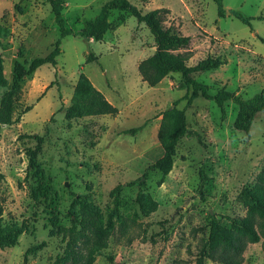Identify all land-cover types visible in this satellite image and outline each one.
<instances>
[{
    "label": "rangeland",
    "instance_id": "rangeland-1",
    "mask_svg": "<svg viewBox=\"0 0 264 264\" xmlns=\"http://www.w3.org/2000/svg\"><path fill=\"white\" fill-rule=\"evenodd\" d=\"M108 1L67 0L61 18L71 35L60 39L55 66L43 65L21 83L17 111L31 109L17 123L0 127L2 218L26 227L15 246L0 248V264H72V259L59 261L68 241L61 229L70 227L72 199L85 195L104 221L112 206L109 193L117 185H122V221L114 224L92 264H195L208 215L223 226L227 218L243 216L239 193L264 168V113L255 115L245 137L232 128L237 108L231 102L224 104L221 119L211 101L197 97L186 105L178 75L148 87L136 67L153 53V39L127 12L110 10V28L100 42L74 35ZM127 1L140 14L165 11L163 26L189 38L188 66L207 57L223 61L218 69L193 76L210 95L224 90L250 98L264 90V0H220L223 18L216 16L212 0ZM232 12L249 19V27ZM0 27L9 45L10 57L2 61L8 81L13 61L27 64L43 57L59 39L42 0H0ZM79 74L116 114L64 119ZM173 103L184 111L185 126L193 135L178 140L172 168L160 181L159 173L147 167L162 154L156 137L160 115ZM133 128L139 130L123 134ZM31 135L42 138L36 157L44 175L40 189L32 170L26 171L25 150L35 147L26 138ZM138 179L142 186L135 183ZM146 194L157 208L143 216L135 199ZM92 239L81 230L74 247L76 264ZM242 257V264H264L259 243L247 245Z\"/></svg>",
    "mask_w": 264,
    "mask_h": 264
},
{
    "label": "trees",
    "instance_id": "trees-1",
    "mask_svg": "<svg viewBox=\"0 0 264 264\" xmlns=\"http://www.w3.org/2000/svg\"><path fill=\"white\" fill-rule=\"evenodd\" d=\"M49 6L53 17V22L58 30L59 39L53 44L49 53L43 57L32 58L27 64L13 61L10 69L9 81L4 77L2 61L10 57L9 45L3 41L6 34L5 29L0 27V88L3 92L0 95V127L17 123L20 117L27 113L31 107L26 106L17 111L20 96L21 83L32 76V74L43 65L54 67L56 58L60 54L59 41L61 38L71 35L70 31L64 29L61 12L65 8L67 0H42ZM216 5V16L224 17V10L220 0H212ZM118 9L127 12L137 23L143 24L153 39V53L141 60L137 64V73L140 80L148 87L156 86L162 79L171 75L179 76V84L185 89L183 99L189 105L194 99L200 97L211 101L219 110L221 119L224 118L223 106L226 102H231L236 106V114L232 122V128L243 132L248 137L249 129L256 114L264 113V90L250 98L218 90L210 95L205 85L198 83L194 79L195 74H201L218 69L223 65L220 59L207 57L198 61L193 66L186 64L188 56L186 54L189 38L180 35L176 30L162 24V14L164 10H152L145 14H140L138 10L131 6L127 0H110L103 4L98 14L85 23L84 27L74 35L83 40L100 42L104 34L109 30L107 21L110 10ZM241 24L249 27V19L238 12L230 13ZM173 103L170 108L164 110L160 115V122L157 129V141L162 150L161 156L147 167V171H155L160 175L162 181L172 168L175 148L180 138H189L193 135L185 126L184 111L179 110ZM117 110L111 106L102 95L96 91L88 79L79 74L71 94L69 105L65 110L64 119L76 120L88 117L114 115ZM139 128L124 131L123 134H134ZM26 138L35 141L33 149H26L27 157L26 171L32 170L37 188L44 184V175L39 169L36 157L40 151L42 138L31 135ZM145 176V175H144ZM2 176L0 175V179ZM135 183L140 186L143 183L138 179ZM134 184V183H133ZM133 184L127 185L131 186ZM122 185H117L110 191L112 206L103 217L98 210L90 203H87L85 195L76 196L72 199L67 211L70 227L61 229L66 233V242L60 262L72 259V264H76L77 255L74 253L81 230L91 233L93 236L90 249L85 257H82L81 264H92L94 254L100 253L105 247V240L111 235L114 224L120 223L122 217L118 212L119 193ZM239 199L244 208L241 217L227 218V226H223L211 214L208 215L206 238L200 240L195 264H203L204 260L218 264H242L244 252L247 245L260 244V249L264 251V168L256 175L251 186L244 187L239 193ZM135 204L141 215L147 216L154 212L157 204L149 195H140L135 199ZM26 227L23 224L2 218L0 208V248H10L17 244L18 238L24 234ZM32 251V250H31ZM74 256V257H73Z\"/></svg>",
    "mask_w": 264,
    "mask_h": 264
},
{
    "label": "water",
    "instance_id": "water-1",
    "mask_svg": "<svg viewBox=\"0 0 264 264\" xmlns=\"http://www.w3.org/2000/svg\"><path fill=\"white\" fill-rule=\"evenodd\" d=\"M228 14V13H227Z\"/></svg>",
    "mask_w": 264,
    "mask_h": 264
}]
</instances>
